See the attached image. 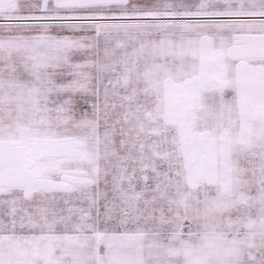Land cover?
I'll use <instances>...</instances> for the list:
<instances>
[{
	"label": "snow or ice",
	"instance_id": "1",
	"mask_svg": "<svg viewBox=\"0 0 264 264\" xmlns=\"http://www.w3.org/2000/svg\"><path fill=\"white\" fill-rule=\"evenodd\" d=\"M0 264H264V0H0Z\"/></svg>",
	"mask_w": 264,
	"mask_h": 264
}]
</instances>
